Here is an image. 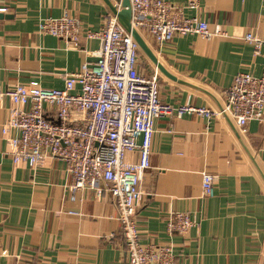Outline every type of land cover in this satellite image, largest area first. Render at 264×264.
<instances>
[{
	"label": "crops",
	"instance_id": "1",
	"mask_svg": "<svg viewBox=\"0 0 264 264\" xmlns=\"http://www.w3.org/2000/svg\"><path fill=\"white\" fill-rule=\"evenodd\" d=\"M107 1L121 8L116 0ZM165 1L211 30L220 26L222 34L176 35L156 44L144 32L171 78L150 60L154 69L142 65L140 70L157 75L163 103L217 111L237 73L260 76L264 71V59L254 56L243 39L248 33L264 39V0H200L194 10L186 8L185 0ZM0 8H5L0 18L2 88L37 81L45 89H62L65 73L96 60L98 40L82 39L75 49L41 34V19L68 12L82 29L98 31L112 13L106 0H0ZM9 106L7 99L0 102V264H128L110 196L97 198L83 190L70 200V180L58 159L45 158L35 168L12 163L2 134ZM153 128L150 167L141 180L136 212L141 243L171 244L175 264H263L264 125L249 121L240 131L226 116L186 115L158 118ZM137 159V152L128 154V160ZM202 172L213 176L212 197L203 196ZM175 212L193 221L183 236L166 230Z\"/></svg>",
	"mask_w": 264,
	"mask_h": 264
},
{
	"label": "built area",
	"instance_id": "2",
	"mask_svg": "<svg viewBox=\"0 0 264 264\" xmlns=\"http://www.w3.org/2000/svg\"><path fill=\"white\" fill-rule=\"evenodd\" d=\"M132 28L147 32L156 44L176 35L196 34L202 38L222 34L220 26L211 30L195 16L186 17L182 7L165 0H127ZM196 9L200 0H185ZM5 8H0L3 12ZM38 31L65 40L78 49L84 40H98L93 63L84 62L74 72L63 75L62 89H45L37 81L2 88L0 102L10 103L2 134L15 165L39 166L45 158L62 161L70 183V200L77 192L90 190L95 197L110 196L118 210L121 236L128 264H175L169 243H141L136 222L140 205L141 180L150 167L154 122L161 117L212 116L230 118L240 131L255 121L264 125V71L260 76L237 73L224 90V105L217 111L191 104L171 105L160 99L157 75L141 72L137 43L117 17L106 14L98 31L84 30L74 16L47 17ZM244 41L254 56L264 59V39L251 33ZM78 87V89H77ZM15 135H9V132ZM137 152L136 161L128 154ZM204 197L214 195L213 176L202 172ZM193 226L187 213H171L166 230L185 235Z\"/></svg>",
	"mask_w": 264,
	"mask_h": 264
},
{
	"label": "water",
	"instance_id": "3",
	"mask_svg": "<svg viewBox=\"0 0 264 264\" xmlns=\"http://www.w3.org/2000/svg\"><path fill=\"white\" fill-rule=\"evenodd\" d=\"M120 4V9H117L116 7H113L107 0V4L112 12L114 14L119 23L122 25V27L125 29L126 32H128L131 37L134 39V41L137 43L140 51L157 67V69L162 72V74L166 75L167 77L171 78L169 74L164 70V68L161 66V64L158 63L156 57L152 53L151 49L148 47L147 43L145 42L142 35L132 28L130 19H131V11L128 7V1L127 0H116ZM4 17V14L0 12V18ZM264 264V262H263Z\"/></svg>",
	"mask_w": 264,
	"mask_h": 264
},
{
	"label": "rangeland",
	"instance_id": "4",
	"mask_svg": "<svg viewBox=\"0 0 264 264\" xmlns=\"http://www.w3.org/2000/svg\"><path fill=\"white\" fill-rule=\"evenodd\" d=\"M142 37H143V34H142ZM148 42V41H147ZM140 58H141V63H142V65L143 66H147V65H150V66H152L151 65V63H150V61H149V59H147V57L140 51ZM153 67V69H154V66H152ZM150 75H152V74H150Z\"/></svg>",
	"mask_w": 264,
	"mask_h": 264
}]
</instances>
